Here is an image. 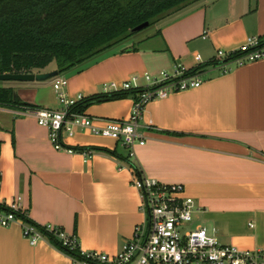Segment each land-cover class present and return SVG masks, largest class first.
I'll return each mask as SVG.
<instances>
[{"label":"crops","instance_id":"obj_1","mask_svg":"<svg viewBox=\"0 0 264 264\" xmlns=\"http://www.w3.org/2000/svg\"><path fill=\"white\" fill-rule=\"evenodd\" d=\"M257 37L264 38V0H201L140 43L115 47L66 74L67 94L90 98L134 75L207 66L200 88L146 105L140 122L146 144L136 145L133 156L120 142L82 132L64 144L92 148L91 159L57 151L34 118L0 108V206L21 197L32 222L77 236L84 251L113 256L147 223L136 165L148 178L184 186L198 208L191 228L216 229L224 244L264 253V59L212 64L219 51L235 52ZM54 70L52 64L42 72ZM11 87L24 104L61 109L53 81ZM133 107L129 97L83 113L102 125L129 120ZM0 264L72 262L47 240L31 245L14 223L0 230Z\"/></svg>","mask_w":264,"mask_h":264},{"label":"built area","instance_id":"obj_2","mask_svg":"<svg viewBox=\"0 0 264 264\" xmlns=\"http://www.w3.org/2000/svg\"><path fill=\"white\" fill-rule=\"evenodd\" d=\"M237 52L243 54L234 60L239 67L263 60L264 38H250L246 45L235 52L219 51L217 60L229 63L225 61ZM199 59L201 61L200 56ZM220 66L225 67L226 64ZM189 70L191 69L179 66L173 73L162 71L157 76L146 73L143 76L134 75L122 83L104 84L101 95L140 91L134 101L131 117L127 121H106L99 125L84 113L72 111L85 97H70L66 92L69 80L61 75L53 79V88L61 109L23 107L19 109L18 114L32 117L39 126L48 129L51 143L57 151L80 154L86 160L91 159L94 154L92 148H75L64 144L65 138L72 139L82 132L120 142L133 156L136 145L146 144L140 129L146 105L151 101L164 100L174 93L197 89L203 85L200 74L190 75ZM134 186L142 193V210L148 216L147 223L137 227L134 238L125 243L116 255L84 251L77 236L69 235L62 228L53 225L39 226L54 235L64 247L79 249L80 257L69 256L72 264H264L262 251L243 250L224 244L217 236L216 229L211 231L202 226L188 228L187 225L194 222L198 208L195 200L184 194L183 185L164 184L145 175H136ZM25 218L29 219V215L22 209L21 197L6 206H0V230L20 223L23 236L31 245L49 241L35 224L28 223Z\"/></svg>","mask_w":264,"mask_h":264},{"label":"trees","instance_id":"obj_3","mask_svg":"<svg viewBox=\"0 0 264 264\" xmlns=\"http://www.w3.org/2000/svg\"><path fill=\"white\" fill-rule=\"evenodd\" d=\"M201 0H0V74L40 73L52 64L60 75L111 51L131 38L133 29L157 25ZM243 54L237 52L225 62ZM214 65L228 63L216 62ZM200 65L189 70L201 74ZM140 91L85 98L72 108L83 113L89 106L111 100L138 98ZM38 108L16 98L13 87H0V108ZM137 176L142 177L140 170ZM21 216V215H20ZM49 242L68 256L80 257L78 248L64 247L46 229L30 219Z\"/></svg>","mask_w":264,"mask_h":264},{"label":"water","instance_id":"obj_4","mask_svg":"<svg viewBox=\"0 0 264 264\" xmlns=\"http://www.w3.org/2000/svg\"><path fill=\"white\" fill-rule=\"evenodd\" d=\"M150 26L149 22L143 23L142 25L133 29L132 34H137ZM60 75L59 70L51 72H40L34 74H0V81H14L20 83H45ZM16 93V91L14 90Z\"/></svg>","mask_w":264,"mask_h":264},{"label":"rangeland","instance_id":"obj_5","mask_svg":"<svg viewBox=\"0 0 264 264\" xmlns=\"http://www.w3.org/2000/svg\"><path fill=\"white\" fill-rule=\"evenodd\" d=\"M156 28H158V24L157 25H153V26H149L148 28H146L145 30L134 34L131 38H129L127 41L123 42L122 44L116 46L117 48H121L124 47V45H127V43L130 42H136L137 44L140 43L144 38H148V36H152L155 32H156ZM140 48H143V44H140ZM109 53V52H107ZM106 54V53H105ZM69 75V73H68ZM66 75V76H68ZM61 76H65V75H61ZM65 76V77H66ZM67 78V77H66ZM68 79V78H67ZM51 82L53 81L50 80ZM48 81V82H50ZM46 83V82H45ZM18 85H23V83L20 82H14V81H0V87H11V86H18ZM192 225V224H191ZM191 225H187L188 228H191Z\"/></svg>","mask_w":264,"mask_h":264}]
</instances>
